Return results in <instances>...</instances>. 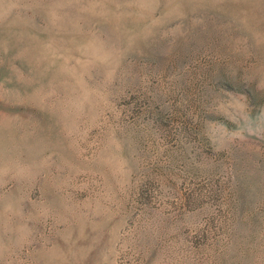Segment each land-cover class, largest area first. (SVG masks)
Instances as JSON below:
<instances>
[{"label": "rangeland", "instance_id": "374dc122", "mask_svg": "<svg viewBox=\"0 0 264 264\" xmlns=\"http://www.w3.org/2000/svg\"><path fill=\"white\" fill-rule=\"evenodd\" d=\"M0 264H264V0H0Z\"/></svg>", "mask_w": 264, "mask_h": 264}]
</instances>
